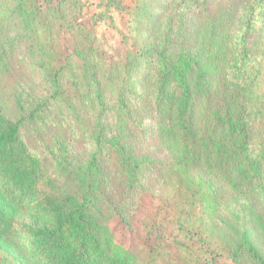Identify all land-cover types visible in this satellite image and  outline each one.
Wrapping results in <instances>:
<instances>
[{"label":"trees","instance_id":"16d2710c","mask_svg":"<svg viewBox=\"0 0 264 264\" xmlns=\"http://www.w3.org/2000/svg\"><path fill=\"white\" fill-rule=\"evenodd\" d=\"M0 1V75L23 47L35 81L0 99V264H141L108 224L156 186L195 198L235 264H264V0H226L209 37L223 2L158 0L122 63L80 56L73 90L52 1Z\"/></svg>","mask_w":264,"mask_h":264},{"label":"rangeland","instance_id":"374dc122","mask_svg":"<svg viewBox=\"0 0 264 264\" xmlns=\"http://www.w3.org/2000/svg\"><path fill=\"white\" fill-rule=\"evenodd\" d=\"M37 1L43 4L42 15H49V6L45 2L48 0ZM51 1L60 15L55 21L59 23L54 37L56 50L62 59L68 57L66 63L69 69L64 71L63 77L65 90L74 89L72 86L69 89L71 75L82 72L81 55H94L105 67L122 63L126 53L134 51L136 42L148 34L145 22L140 21L143 18L141 15H146L144 18L147 21L148 13L161 7L158 0ZM225 1L211 0V6L223 3L215 9L211 7L210 14L204 16L205 21L212 19L203 25V33L206 31L203 36L209 37V27L213 20L216 21L215 16L217 19L222 18L215 12L223 11ZM8 12L9 7L0 1V23L9 22V18L6 19ZM2 36L0 45L4 38ZM60 62L63 63V60ZM101 64L97 67L99 71ZM262 67L263 75L257 87L259 98H264V64ZM8 68L7 74L0 75V99L3 96L5 103L10 106L12 100L5 96L8 91L31 88L35 81L29 80L33 72L27 65L23 47L17 48L11 55ZM81 95L79 91L77 96ZM261 129L264 133V120ZM43 131L38 139H30L31 146L40 154H44L43 149L51 144V138ZM85 152V140L82 139L75 146L76 161H81ZM127 219L125 223L114 216L108 225L115 241L130 250L141 264H235L224 250L218 233L212 230L208 214L203 212L195 198L182 196L176 187L156 186L149 191L138 192Z\"/></svg>","mask_w":264,"mask_h":264}]
</instances>
